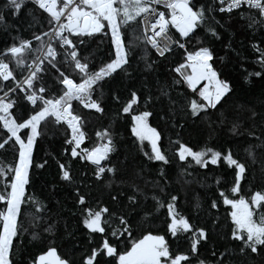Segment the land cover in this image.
I'll list each match as a JSON object with an SVG mask.
<instances>
[{"label":"trees","instance_id":"16d2710c","mask_svg":"<svg viewBox=\"0 0 264 264\" xmlns=\"http://www.w3.org/2000/svg\"><path fill=\"white\" fill-rule=\"evenodd\" d=\"M195 2L199 5L205 3V0ZM207 3L216 8L219 6L218 0H207ZM61 4L62 0H58V6ZM250 14H255V10L243 8L231 13H221L218 10L212 13L214 20L218 22L216 30L221 36L220 40L206 37L203 28L197 30L195 37L190 41L180 39L179 34L176 35L180 42L185 43L187 51H194L200 43L213 48L216 57L213 67L220 73L221 79L231 83V94L222 106L210 110V120L187 116L181 119L183 113L179 109L191 99H200L198 91L194 93L186 83H176L177 80L183 79L174 69L186 61L185 49L174 46L165 57H158L155 50L136 39L144 35L143 24L135 22L127 26L124 30L126 44L131 42L135 45L130 53V67L124 71L118 70L117 74L108 78L102 94L101 90H98L95 96L103 101L105 113L101 115L94 109H85L78 101H73L75 114L83 117V130L86 133V140L78 152L85 147L91 149L106 143V139L97 137L96 132L105 128L111 130L115 148L103 166L114 165L117 168L112 187L109 189L105 184L94 181L95 166L89 161L71 156L70 146L66 143L71 137L67 124L61 122L56 125L50 120L43 126V135L34 145L32 166L29 169L30 186H26L28 196L34 194L41 203L47 205V211L44 221L36 219L34 224V218L40 216L36 211L38 206L33 204L24 207L23 219L20 221L21 231L14 239L12 255L15 264H32L34 258L51 246L56 247L62 256H70L79 264L81 258H86L89 250L100 245L104 239H109L118 251H124L131 247L133 240L141 238L148 230L154 234H164L167 208L165 206L154 211L156 202L152 199L153 196L159 197L165 203L170 196H177L176 209L190 219L194 228L206 229L207 239H201L198 246L199 258L205 259L206 264H218L220 253H225L226 264H264V252H260L259 248V254L251 253L250 249L247 255L240 253L241 243L232 238L235 225L231 220V206L218 199L221 191L228 193L233 186L232 167L223 158L217 165H211L209 162L207 167L196 164L191 157H187L185 161L178 158L180 144H185L194 151L212 148L227 153L230 149L234 158L245 163L248 170L246 179L241 181L242 191L229 195V198H239L243 195L250 199L256 191H264V140L259 139L264 131V79L254 76L245 79L248 72L260 70V65L256 63L259 53L254 51L253 45L264 40V27L249 28V20L246 17ZM48 20V14L40 9L34 0H26V6L19 16L9 15L6 23L0 24V53L13 43L18 45L22 40H32V50L24 53V67H18L11 56L0 57L9 63L17 80H23L29 74L27 65H31L34 60L45 54L46 49L37 50L40 44L33 40V36L48 31ZM83 39L85 55L90 54V62L98 69L101 62H107L113 52L110 47V31L107 34L85 36ZM48 41L49 37H43L45 44ZM229 41L234 52L224 47ZM53 46L56 47L55 42ZM260 47L264 49V44H260ZM57 51L61 50L57 47ZM146 55L151 56V60L155 62L152 69L146 67ZM220 57L224 59L221 60ZM56 64L60 71H68L71 74L72 69L62 55L57 57ZM57 68H52L48 61H45L43 72L38 74L50 97L57 95L59 91ZM76 79H79L78 76ZM15 83L16 81L0 80V88L13 87ZM162 84L168 85L171 97L177 102V114L174 118L169 112L167 100L165 103L157 102L145 108L143 99L134 106L133 113H121L117 117L116 112L121 105L113 101V92L118 90L123 103L128 99L130 90H135L142 96H147L149 92L158 94V88ZM204 84L205 82H202L197 89L202 88ZM2 94L0 92V95ZM30 108V104L21 100L14 114L27 113ZM143 110L153 113L149 117V123L161 132V140L158 143L170 161L167 165L161 161L149 160L143 154L151 152L149 143L144 141L141 145L131 134V115ZM253 111L255 116L252 115ZM218 117L225 118L223 124ZM233 124L239 125L236 133L230 131ZM4 131L0 128V136H3ZM249 145L253 146L251 156L246 152ZM17 150L18 146H6L0 150V162L13 163L18 155ZM60 163L70 168L72 183L62 181V173L58 167ZM40 164H44V167H37ZM162 169L164 178L160 176ZM111 175L109 173L108 177ZM4 184L3 178H0V192L4 191ZM77 187L86 195V204L83 206L78 204L76 199ZM134 187L140 189L137 193L140 209L151 211L152 215L146 217L144 211L139 210L138 214L133 213L135 224L131 238L126 234L123 237H112L107 227V235L91 233L84 226L82 217L85 208L95 207L99 201L101 206H110L116 210L117 205L111 201L110 193L116 195L123 192L124 195L118 196V200L124 203L127 202V196L133 193ZM161 188L164 189L163 192L160 191ZM212 200L217 201L216 208L210 207ZM197 203L199 208L196 207ZM5 210L6 204L0 202V211ZM49 223L54 226L52 233L43 231ZM112 227L119 225L113 222ZM192 238L191 233L180 234L179 238L171 237L170 234L166 236L170 249L176 254L187 253ZM213 252H216L217 256H212ZM99 259L100 264H118V257H108L106 253ZM192 264H196V261L193 260Z\"/></svg>","mask_w":264,"mask_h":264},{"label":"snow or ice","instance_id":"6c2138e0","mask_svg":"<svg viewBox=\"0 0 264 264\" xmlns=\"http://www.w3.org/2000/svg\"><path fill=\"white\" fill-rule=\"evenodd\" d=\"M34 3L49 16L48 31L33 36V40L40 44L37 50L46 49L45 54L34 60L31 65H27L30 71L23 80H17L9 63L0 58V80L16 81L13 87L0 88V92L3 93L0 95V128L5 130L3 136H0V150L5 149L6 146H18V155L13 163L0 162V178L5 181L4 191L0 192V202L6 204V210L0 211V264H15L12 255L14 239L20 234V221L23 219L25 206L33 204L38 206L36 211L40 216L34 218V224L36 219L44 221L47 205L41 203L34 194L28 196L26 186H30L29 169L32 166L34 145L43 135V126L50 120L56 125H60L61 122L67 124L71 130V137L66 143L70 146L71 156L82 158L94 165V181L105 184L111 189L112 180L117 176V168L114 165L105 167L101 164V161H108L109 154L115 148L111 130L105 128L96 132V136L106 139V143L91 149L85 147L78 152L81 144L86 140V133L83 130V117L75 114L73 101H78L85 109H94L101 115L105 113L103 101L95 96L98 90H101L102 94L108 78L117 74L118 70L124 71L130 67V53L135 45L131 42L126 44L127 37L124 30L127 26L135 22L142 23L144 35L136 39L155 50L158 57H165L173 46L185 49L186 61L174 69V72L183 79L177 80L176 83H186L194 93L198 91L200 99L199 101L191 99L179 109L183 113L181 119L187 116L209 120L210 110L222 106L231 94V83L221 79L220 73L213 67L216 59L213 48L200 43L194 51H187L185 43L180 42V39L190 41L195 37L196 31L203 28L206 37L220 40L221 36L216 30L218 22L214 20L212 13L217 10L221 13L225 11L231 13L234 9L240 10L245 5L249 11L255 10V14L246 17L249 20L248 27L251 29L257 26L264 27V0H218V8L207 3V0L199 5L195 0H62L60 6L58 0H34ZM25 6L26 0H0V24L6 23L9 15L19 16ZM161 7L163 10H160ZM242 18H244L243 14ZM170 28L177 30L180 39L173 40L169 35ZM109 31L110 47L113 48V52L108 61H102L97 69V66L90 62V54L85 55L83 37L97 33L107 34ZM45 36L49 37L47 44L43 42ZM53 42L56 47L53 46ZM260 44H264V40L253 45L254 51L259 53L256 63L260 65V70L248 72L245 79L253 76L264 79V49ZM31 45L32 40H22L18 45L13 43L0 53V57L11 56L18 67H24V53L32 50ZM57 47L61 51H57ZM224 47L230 52L235 51L230 41ZM61 55L72 69L71 74L57 68L56 59ZM144 59L146 67L152 69L155 62L151 60V56L146 55ZM220 59L223 60L224 57ZM45 61H48V65L52 68H57L58 73L59 91L57 95L51 97L38 75L43 72ZM188 68H191V73L186 71ZM201 81L206 83L198 90L197 85ZM112 99L121 105L116 112L117 117L121 113H133L134 106L138 105L141 99L145 108L157 102L165 103L167 100L172 118L177 114V102L171 97L167 84L159 86L158 94L149 92L147 96L138 95L135 90H130L128 99L123 103L117 90L113 92ZM21 100L30 104L31 108L27 113L16 115L14 113ZM152 114L149 110L132 114L130 131L141 145L144 141L150 144L151 152L143 153L149 160L161 161L167 165L170 161L158 143L161 140V132L149 123ZM252 115L255 116L256 113L253 111ZM218 119L223 124L225 118L218 117ZM238 127V124H233L230 131L236 133ZM259 139L264 140V131L261 132ZM246 152L251 156L253 146L249 145ZM187 157H191L202 167H207L209 162L211 165H217L223 158L232 167L233 186L228 193L221 191L218 197L223 200V204L231 206V220L235 225L232 238L241 243L239 249L241 254H249V249L251 253L259 254L258 248L260 252H264V191H256L250 199H246L243 195L239 198H229V195L242 191L241 181L246 179L248 170L246 164L234 158L230 149L227 153L212 148L194 151L193 148L180 144L179 160L185 161ZM37 167L42 168L44 164ZM58 167L62 173V181L72 183L70 168L64 163L58 164ZM109 173L112 174L111 177H108ZM160 176L161 178L165 176L163 169ZM217 184L219 185V180ZM139 191V188L134 187L133 193L127 196V202L124 203L118 200V196L124 195L123 192H118L116 195L110 193L111 201L117 205L116 210L110 206H101L99 201L96 202L95 207L85 208L82 217L84 226L91 233L107 235V227L112 237H123L126 234L131 238L135 224L133 213L138 214L139 210L144 211L146 217L152 215L151 211L140 209L137 196ZM160 191L163 192L164 189L161 188ZM76 199L81 206L86 204V195L79 187L76 189ZM152 199L156 202L153 206L154 211L165 206L167 208L164 234H154L148 230L141 238L133 240L131 247L124 251H118L109 239H104L100 245L91 248L86 258H81L79 264H100L99 258L105 253L108 257H118V264H192L193 260L196 264H206L205 259L199 258L198 248L201 239H207L206 229L194 228L190 219L176 209L177 196H170L166 203L156 196ZM196 207H200L199 203ZM210 207L216 208L217 201L212 200ZM113 222L119 227H112ZM53 227V224L49 223L43 231L52 233ZM186 233H191L193 236L188 252L176 254L170 249V242L166 236L170 234L171 237L179 238L180 234ZM212 256H217V253L213 252ZM224 256L225 253L219 254L218 264H226ZM32 264H77V261L70 256L67 258L62 256L56 247L51 246L34 258Z\"/></svg>","mask_w":264,"mask_h":264},{"label":"built area","instance_id":"2783aa9c","mask_svg":"<svg viewBox=\"0 0 264 264\" xmlns=\"http://www.w3.org/2000/svg\"><path fill=\"white\" fill-rule=\"evenodd\" d=\"M62 5V4H61ZM226 6V5H225ZM243 8H247V6L245 5V6H243L242 7V9ZM160 10H163V8L161 7V9ZM234 11H237L236 9H234L232 12H234ZM225 13H229V12H227V11H225ZM177 34H179L178 32H177V30L175 29V28H170V31H169V35L173 38V40H177V38H176V35ZM174 47V46H173ZM172 47V48H173ZM10 66V65H9ZM11 68V67H10Z\"/></svg>","mask_w":264,"mask_h":264},{"label":"rangeland","instance_id":"374dc122","mask_svg":"<svg viewBox=\"0 0 264 264\" xmlns=\"http://www.w3.org/2000/svg\"><path fill=\"white\" fill-rule=\"evenodd\" d=\"M186 71L188 72V73H191V68H188V69H186ZM202 82H205V81H201L198 85H200ZM206 83V82H205ZM197 85V86H198ZM147 142V141H146ZM150 145V144H149ZM151 147V146H150ZM210 153H209V157H210ZM208 157H206V159H207Z\"/></svg>","mask_w":264,"mask_h":264},{"label":"water","instance_id":"95a60500","mask_svg":"<svg viewBox=\"0 0 264 264\" xmlns=\"http://www.w3.org/2000/svg\"><path fill=\"white\" fill-rule=\"evenodd\" d=\"M45 51V50H44ZM105 161H101V164L103 165V163H104ZM57 251H58V253H59V250L57 249ZM60 254V253H59Z\"/></svg>","mask_w":264,"mask_h":264}]
</instances>
